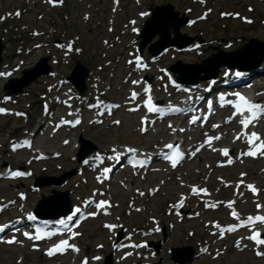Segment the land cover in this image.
<instances>
[{
	"label": "rangeland",
	"instance_id": "1",
	"mask_svg": "<svg viewBox=\"0 0 264 264\" xmlns=\"http://www.w3.org/2000/svg\"><path fill=\"white\" fill-rule=\"evenodd\" d=\"M207 1V6L213 8L208 20L197 22L193 27L184 25L180 31L191 36L198 35L206 41L209 40V43L194 52L176 54L171 49L165 57L158 60L160 63V65L157 63L158 67L176 65L178 60L199 63L212 53H220V49L231 52L243 47L251 38L264 40V25L261 21L264 18V3L261 0ZM166 3L174 6V10L179 12V17L183 14L194 17L204 7L201 4H195L193 0H121L117 5L114 0H64L57 6H51L46 0H0V15L3 13L7 15L8 11L12 12V17H7L6 21H3L6 23L0 22V36H3L1 38L5 44L1 53L3 62L9 61L14 64L23 61V68H30L34 67L39 59L51 55L50 61L56 69L55 76L36 79L26 88L25 94L13 97L8 103L2 98L4 82L0 84V101H4L3 103L12 109H21L27 113V116L23 118L15 117L14 114L0 116V169L3 168V163L7 162L13 168L26 165L34 170V176L26 180L0 181V204L9 199L18 200L17 194L20 191L26 192L28 199L27 202L23 201L19 204L23 206L25 204L28 208L36 205L40 194H51L52 188L60 191L68 190L72 203H79L81 199L91 194L92 187L97 184L92 179L90 171H85L82 176L76 172L77 153L80 150L78 139L81 135L90 140L98 149L108 152L122 147L123 144H144L143 146L149 145L150 147L156 145L164 134H157L155 130L145 135L140 134L137 114L121 108L115 119H109L101 125L94 123L92 119H86L78 129L71 131L61 129L53 137L54 132L50 127L44 135L39 132L36 148H43L47 152H61L58 158L54 157L41 162L33 160L30 163V157L37 153L30 151L15 153L10 147L12 141L21 134H25L26 130L37 128L38 124L43 127L42 122L35 120L33 115H40L39 109L40 107L43 109L46 102H54L52 103L53 108L59 106L58 111L67 113L65 104L61 103L62 107L58 105L55 97L60 96L61 100L66 101L68 93L74 94L75 91L69 92V89H72L71 85L63 82L77 60L87 65L91 82H95V86L102 88L107 98L126 101L131 79L135 75V65L130 64V58L136 53V45L139 46V42L143 40L142 37H137L132 33L131 20L133 18L139 20L137 26L142 29L148 24L147 20L151 17V13L147 18H136L137 12L140 10L148 12L151 8ZM250 6L254 8L252 12H250ZM18 9L23 12L20 16L14 14V10ZM223 11L241 12L253 17L254 22L245 24L240 18L222 17L220 12ZM156 22L158 24V21ZM171 36L174 37L173 32ZM158 38L159 36H156L145 46L144 54L147 57L150 56L149 47L154 46L153 43ZM57 41L60 45L56 43ZM71 43L73 44L71 53L67 51L69 55H66V44ZM76 47L81 50L77 52ZM216 47L218 50L215 49ZM17 49H22L23 52L17 53ZM261 50L263 51L264 48ZM224 57L225 55H220L215 61L220 71L223 69ZM54 60H56L55 65ZM158 67L156 72H158ZM21 70L15 73L16 79L22 77ZM190 74L195 75L196 68H191ZM200 75L204 77L205 72H200ZM76 99L78 103V98ZM115 121H120V123L116 124ZM46 125H50V121L45 123V127ZM44 128L43 131H45ZM90 146L87 144L84 149L89 150ZM218 157V153H206L175 173L162 169L150 174L146 179L139 177L131 181L132 178L129 177L127 178L129 181L122 182L124 179L116 181L114 178L109 191L114 200L112 217L102 221L92 220L83 227L80 241L84 251L89 255L110 252L112 236L104 226L106 220L122 223L123 227L129 230L139 225L156 226L153 217H157L162 225L168 226L169 224L170 227L167 229L166 236L160 234L152 238V240L166 239L156 254L157 257L149 259L153 263H174L170 259L171 247L188 246L200 251L205 244H211L213 242L211 239L214 238L209 232L210 225H213L212 221L215 222L224 215L229 216L223 204L220 209L210 211L200 207V210L204 212L197 218H190L189 215L179 218L169 213L172 207L168 202L176 200L180 191L188 190V186L182 187V184L187 181L210 185L214 193L213 199L217 200L222 197L224 200H229V198L233 200L236 194V181L247 170L252 184L259 189L258 195L262 202H252L250 197H246L234 204L244 214L254 212L257 205L264 207V159L246 160L234 167L222 168L216 166ZM250 167L256 169V175L250 174L252 172ZM71 170L74 172L63 186H44L39 191L34 190L35 176H59ZM158 187L160 190L154 197L147 194L148 189ZM136 190L144 195L135 194ZM132 197L136 199V207H132ZM18 206L10 209V215H0V221L8 219V215L11 217L15 213L23 214L24 211H28ZM142 208L144 211L139 213L137 210ZM200 210L198 208L192 210V216L196 215L195 211ZM126 231L124 230V233ZM221 248L215 247L209 254H204L188 264H264V257H257L256 250L240 251L231 245L225 249L223 247L224 250ZM217 250L224 251V253L214 259L211 255ZM184 253L187 254L188 250ZM177 257L180 259L179 255ZM89 258L92 261L91 257ZM112 261V264H133L132 257L125 259L121 253L116 255ZM0 264H73V257L47 258L28 247L2 245Z\"/></svg>",
	"mask_w": 264,
	"mask_h": 264
},
{
	"label": "snow or ice",
	"instance_id": "2",
	"mask_svg": "<svg viewBox=\"0 0 264 264\" xmlns=\"http://www.w3.org/2000/svg\"><path fill=\"white\" fill-rule=\"evenodd\" d=\"M142 15H146V13H144ZM134 31H135V29H134ZM136 59H137V65L139 67L140 66V64H139L140 57H137ZM236 75L239 76L240 73H236ZM133 83L136 84L139 82L133 81ZM149 91H150V89L147 87L144 89V92H146V93ZM138 95H139L138 93L133 92L131 99L135 100ZM234 95L237 97L236 100H224L221 106H224V104L232 105L235 109V111L233 112V116L235 117V116L239 115L241 117L240 124L243 126V129L245 131H242V133L238 134L236 138L240 139L241 136H244L247 138L248 144H249V151L242 153V155L252 156V157H255L257 155L264 156V139H261L259 133L252 132L249 134L246 131L250 125H254V123L256 121H258L259 119L264 117V104L253 102L240 93H235ZM145 104L147 105L148 111H150V112H160L161 111V109L157 105L154 104L152 97L150 95H149L148 99L145 101ZM114 107H119V105H115ZM130 110H136V109H130ZM171 110L172 111H180V109H177V108H173ZM2 111H4V109H0V112H2ZM199 119H200V117L194 116L192 118V121L195 122L196 120H199ZM75 123H79V121L77 120V121H75ZM114 123L119 124L120 122L115 121ZM213 127H219V125H213ZM142 131H146V129H142ZM180 131H183V129H180ZM213 139L219 140L220 136L208 137L206 143H208L210 145L211 141ZM257 141H259V143H257ZM25 143L28 144L29 142H25ZM21 146H23V145H21ZM16 147H17V145L13 146L14 150ZM166 147L169 149H172L174 146L169 144V145H166ZM200 147H203V145H201ZM199 150H200V148H197V151H199ZM113 151L115 152V149ZM127 151L136 152L135 149H127ZM220 151L225 156L229 155L228 149H222ZM183 155L184 154L180 151L179 147L175 146V158H173L169 154H165V157L171 160L172 167H176L177 164L180 162V160L183 158ZM192 155H195V153H192ZM146 162L147 161H140L141 165L145 164ZM232 162L233 161L231 160V158H229L228 163L231 164ZM107 171H109V169H105V172H107ZM11 175L12 176H20V175H26V174L21 173V172H12ZM241 175L244 176L246 174L242 173ZM241 183H243V181H241ZM239 186L240 185L238 184L237 188H239ZM248 188L250 190H252L254 194L258 191L255 188V186H253V185H248ZM199 192H203L204 194H208L207 189H199ZM140 194L144 195V193H140ZM193 194H198V191L196 188H193ZM107 203H108L107 201H101L99 204H97V207L102 208ZM232 203H234V202H229V206H231ZM180 204H181V206L183 205V197L180 201ZM207 206L208 205H206V207ZM212 207H215V205H212ZM257 207L260 208L261 206L257 205ZM78 212H80V209H76L75 212L73 213V215H75ZM232 215L237 220L240 219L239 214L236 213L235 211H233ZM72 218H73L72 215L68 216L67 221H71ZM29 219H34V217L30 216ZM59 223L61 225H65V227H67V222L65 220H60ZM257 224H264V215H257L255 217L249 216L246 220H240V223L229 225L226 228L220 227L219 225H217V227L220 228V234H221V236H223L225 231L232 232V231H235L239 227H245V226H249V225H251L255 229V226ZM6 227H7V225H0V232H3ZM107 227L113 228V227H115V225H107ZM24 235L28 236L30 239L33 238L27 232H25ZM50 235H52V233H45L44 234V236H50ZM74 235H79V233H74ZM44 236H41L39 233H37V235L34 238L35 239H43ZM247 239L254 241L258 247L260 245H264V237H261V233L259 232L258 229H255L253 231V234L251 236L247 237ZM8 242L13 243L14 241L10 240ZM236 246L240 247L239 241L237 242ZM67 248H72L73 250L78 251V249L75 248V245H70L67 240H61L59 242V244L54 246L52 249H49L47 254L49 256H52V255L56 254L57 252L65 251ZM217 254L219 255V253H217ZM257 255L258 256H264V252L257 251ZM84 264H86V261L84 262Z\"/></svg>",
	"mask_w": 264,
	"mask_h": 264
},
{
	"label": "water",
	"instance_id": "3",
	"mask_svg": "<svg viewBox=\"0 0 264 264\" xmlns=\"http://www.w3.org/2000/svg\"><path fill=\"white\" fill-rule=\"evenodd\" d=\"M180 26H181V23L175 24V33H176L177 35L179 34L178 29H179ZM156 32H160L161 35H162V38L157 42V47H156V49L154 50V53H158V52H160L163 48H165V47L171 45L172 43L178 44L177 41L169 39L170 26H160L156 31H154V32L151 34V36H150L149 38H152V36H154ZM146 41H147V40H146ZM190 41H191V40H188L187 43H190ZM252 42H254L253 44L262 43V42H259V41H257V40H252ZM210 61H211V59L205 60V61H203V63L199 66V67H200V70H204V71H206V72L208 73V74H207L208 77L211 76V75H214V74H215V72H214V73H209V71H208V65H209ZM261 61H262V55L256 59V61L254 62L253 65H254V66H257V65H259V64L261 63ZM229 64L236 65V66H239V67H247L245 64H243V63L240 62V61H237V62H231V63H229ZM49 70H50V67H49V66H45L44 69H43L42 71H40V72L38 71V72H32V73H29L28 71L25 70V71H24V74H25V75H24V77L21 79V84H20L18 87H16V88H13V86H7L8 93H11V92H19V91H21V90L23 89V87L29 85L31 81H33L35 78L39 77V76L42 75V74H46V73H48ZM179 79L182 80V81H188V80H190V79L185 78L183 75H180V76H179ZM192 81H194V80H192ZM84 156H85V155H82L81 158L84 157ZM65 178H66V176H62L61 178H59L58 183H59V184L63 183L64 180H65ZM59 194H60V193H57V192H56V194H55L54 196L49 197V198L46 200V202L49 201V202H51L52 204H54V203L57 202V201H61V202L66 206V210H64V211L61 212V213H65V212H67V211L70 209V202H69V200H68V198H67L66 193L62 194L63 197H61ZM44 202H45V200H43V201L41 202V204H43ZM36 212H37L39 215H41V216H52V215H54L52 212H49V211H45V210H43L42 207H38V208L36 209ZM58 214H60V213H57V214H55V215H58ZM179 251H180V249H174V254H177V252H179ZM191 254H192V252L190 253V255H191Z\"/></svg>",
	"mask_w": 264,
	"mask_h": 264
},
{
	"label": "bare ground",
	"instance_id": "4",
	"mask_svg": "<svg viewBox=\"0 0 264 264\" xmlns=\"http://www.w3.org/2000/svg\"><path fill=\"white\" fill-rule=\"evenodd\" d=\"M256 174H257V173H256L255 171H252V172H251V175H253V176L256 175Z\"/></svg>",
	"mask_w": 264,
	"mask_h": 264
}]
</instances>
